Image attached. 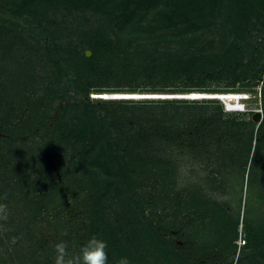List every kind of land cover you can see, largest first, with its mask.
<instances>
[{
    "label": "rangeland",
    "instance_id": "obj_1",
    "mask_svg": "<svg viewBox=\"0 0 264 264\" xmlns=\"http://www.w3.org/2000/svg\"><path fill=\"white\" fill-rule=\"evenodd\" d=\"M106 1L102 0V3H106ZM110 1L112 4H108L106 8L100 5L97 8L93 7V10H84L74 9L64 4L61 0H55L54 4L51 3L47 9H44L47 12L44 16L29 13L22 17H15L11 15V12L16 10V5L20 1L0 0V5L4 9V12L0 13L1 44L7 41L12 44V50L9 54L6 53L7 49L0 48V125L2 126L4 121L6 123L8 120L7 115L12 111V108H19L21 115L26 117L33 103L38 100L42 102L38 110L37 119L33 121L32 125V128L35 129V133H32V135L36 134V136H32L30 140L28 134L19 136L18 140L11 144L6 137L0 134V217L3 211L5 217L11 216L17 221L14 229L11 228L7 233L13 232L15 234V238L11 242L17 241L18 247L14 250L10 245L13 243H5L6 248L13 254L14 263L29 264L27 259H30L32 253L35 252L36 242L41 240L49 251L45 252L44 257L43 255L40 256L39 261L45 264L50 261L54 264L55 256H52V251H55V245L60 242V235L54 229L57 216L58 222L65 229V238L69 237L67 230H72L74 234L79 232V238L81 239L87 235L86 229H81L86 222L83 204H79L74 209L72 215H70V211L64 214H60L59 211L52 219L45 217L46 209H44L40 218H35L28 222L27 217L29 215L26 212L27 208L21 199L24 193L29 192V188H33L37 192L47 188L46 193L54 195V189L57 186L61 185L64 188L68 184V182H65V178H72L74 177L73 175L81 178L85 174L86 177L92 178L91 182L98 184V188L100 186V191L97 192L96 189L94 194H91L86 190H81L79 200H93L104 193V189L109 185L114 186L112 194L105 202L103 201V218L109 222L110 228L118 238L122 241L123 239L125 240L124 234L126 238H129V243L124 242L123 245L125 247V254L131 261V264H264V203L257 213L258 241L260 242H252L249 248H244V236L241 234V226L239 227L237 240H233V233H229L227 228L222 227L224 224L223 219H225L222 213L219 216L221 218L219 224L215 225V236L220 244L219 250L212 256L204 257L202 254H198L190 244L181 241L178 231L171 230L164 234L163 240L165 243H160L157 236H153V231L157 234L161 233L162 227L166 228L168 223L172 221V209L170 208L169 210L168 208L170 203L179 202L181 204L178 207L180 213L176 220L179 226L194 224L200 220V216L196 211L194 212L185 207L191 201L182 190H188L192 183H201L203 180L211 178L210 173L212 172V168L208 167L205 171L200 169L205 164V160H203V164H198L190 157H178V149L177 151L174 150L172 157H168L172 162L174 160L177 162V159H179L175 182L170 185L174 189L171 192L169 191L168 194L166 189L164 191L165 198L170 199V202L166 201L165 205H162V203L156 208H153L151 203L142 206L143 219L139 218L138 229L129 226L130 228L126 227L121 232L116 223V216L122 211L119 199L121 198V201L124 200V206L129 201L131 203L135 200V198L134 200L132 199L131 194L128 195L125 192V187L120 182L121 176L108 175V173L101 174L98 170L91 169L90 165L81 166L77 158L78 153H75L71 148V143H73L74 139L70 138L66 141L55 132V121L59 119L62 111L66 109L67 112L64 113L63 120L61 121L64 126L63 130L66 132V130L70 129L74 137L77 135L76 131L81 127L82 123L86 125L91 123L98 124L101 119L105 121L104 132L110 136V142L113 146L117 145L116 138L137 134V130L140 129L141 125L146 130L161 129L163 134L165 132L167 134L172 132L174 137L178 138L177 143L183 145V143L185 144V140L191 139L189 134H185L183 131L186 129L188 121H195L203 115L209 117L217 114V105L214 103L206 104L205 102L208 101H198V103L193 104L191 103L192 101L183 99L184 96L190 97V94H141L140 90L142 88L150 90H177L176 92H178L182 90V87L187 86V84H184L183 79L164 80L162 76L157 78L155 83L144 80L127 85L121 84L118 88L114 89L117 93L121 92L119 94L106 93L99 95L92 90L88 100L86 99L84 104H79L76 98L78 89L75 82H72L75 76L73 61L79 60L87 52H90L88 46L95 39H103L107 40V42L112 41L113 43L118 41V45L112 46L113 51L111 53L120 62L124 58H128L130 65L133 67L148 65L151 61H156L157 65L161 66L166 61H169L177 68V62L180 59L192 60L203 57L204 60L206 59L208 62H211L218 55L225 53L227 48L232 44H238L242 50L245 48L243 44L245 42L235 38L233 33L229 34L226 29H221V25L226 23L224 20L216 18L217 26L213 32L199 31L198 33L188 31L189 21L185 23V20L182 18L175 19V23L173 24L168 23L165 15L170 10V5L167 0H153L151 4L142 6L131 5L132 11L129 17L124 20L117 18L121 11L114 6L121 3V1L128 2L130 0ZM224 5L228 6V3L225 2ZM230 9L233 13L237 11H234L232 6ZM112 11L114 12L113 15L109 16L106 14V12ZM255 16L260 17L258 19ZM137 25L141 28L140 39H137L138 43L130 44L128 39L121 37V34L126 36L127 32H130L133 28L137 30ZM224 26L228 27L226 24ZM245 26L246 30H248V33L244 35L245 40L255 48L254 53L256 55L262 54L260 64L264 65V12L251 16L249 22L245 23ZM185 37L197 40L193 43V41H188V39L187 41L184 40L183 38ZM119 38L121 39L119 40ZM141 41H143V44H139ZM26 48L34 50V53L29 56L30 53H27ZM48 48H52V51L48 50ZM53 51L57 52L60 57V64H56ZM104 52L105 50L99 51L100 54ZM251 54L253 52L250 46L245 51V59H249ZM29 57L33 60L35 72L31 73L33 76L19 78L17 75L18 63L22 64ZM69 58L73 60L70 62ZM116 69L121 68H117L116 64ZM13 74L14 77L10 79L11 85L6 87L7 84H4V82ZM262 74L263 77L260 80V84L253 86L254 91L238 94L241 96L236 102L225 104L224 101L217 100L223 112L228 114V116L222 117L218 125L228 127L233 124L235 126L234 130H237L247 140L252 131L256 133L258 126L264 118V98L261 95V88L264 84V71ZM205 83L206 87L213 89L224 86V82L214 80H206ZM135 86L137 87V93L131 95L163 96V99L158 100L167 101H162L164 104H156L155 102L145 105L144 101L155 99L132 100L134 101L133 106L131 104L122 105L120 103L106 104L107 100H116L111 95L124 96L122 94H128V90ZM243 98L247 99L243 100ZM86 107L88 108L86 110L89 114H92V118L94 119L90 123L87 122L91 119L89 114H84ZM201 108H205V110ZM236 109L238 111H234ZM255 113L261 114V121L259 123L252 121V116ZM176 115H182L183 119L181 123L174 121ZM44 116H48L45 122ZM138 116H141L144 120H149L148 123L137 122L136 118ZM132 126L135 127L133 128L134 130L131 129ZM167 127L170 130L165 131ZM258 137L262 141L260 142V152L252 150L251 155H248V166L252 167L254 174L259 178V187L253 186V189L249 190V195L253 198L254 202L257 201V195L255 194L262 191V186H264V130L259 133ZM103 141L104 139L100 137L99 142L104 143ZM8 145L12 146L11 150L5 149ZM240 150L239 148L234 153L238 154ZM109 153L111 156L115 155V153ZM242 155L247 154L243 153ZM232 159H234L233 156ZM235 163L236 160L230 162L226 158L218 170V175L225 178V190H227L230 179L235 175ZM58 164L63 166V171L59 169ZM67 168H69L70 173L68 172L69 174L67 173V175H63L62 177L61 173L68 170ZM198 169L201 171H198ZM193 170L195 171L194 173H192ZM109 176L114 179H110ZM25 180L29 183L28 187L26 186V182H24ZM81 183L84 186L86 181ZM163 183L162 181L158 183L157 192ZM219 183L220 179L214 184L218 185ZM116 190L120 193H125V195H122L126 196L129 201L120 195L116 197ZM137 194L139 196L136 197H142L143 200L147 199L150 194L157 197V193L149 192L146 188L142 189V192L138 191ZM37 195L35 194L34 196L37 197ZM209 197H211V200L216 201L220 209L223 210L225 209L226 202L229 200V197H223L219 194L209 195ZM35 199L40 201L39 197ZM27 200H30V197L25 198V201ZM44 200L48 199L45 197ZM70 206L71 202H68V207L70 208ZM133 209H135V212L139 210L135 206ZM166 216H168L167 219H165ZM7 219L5 218L6 221ZM130 220L132 219L130 218ZM75 225L77 226L76 229H74ZM87 225H89L88 221ZM159 225L161 226L160 228ZM142 229L143 235L140 233ZM132 233H135L134 235L137 236V241H133L131 237ZM146 233L148 237L152 238L154 246L151 245L150 240L147 241L148 237H146ZM0 239H6V234L1 231V228ZM81 241H84V239ZM81 241L76 243L69 251L70 255L74 256L79 252ZM233 246L236 247L234 248ZM1 254L2 251L0 250V256H2Z\"/></svg>",
    "mask_w": 264,
    "mask_h": 264
},
{
    "label": "trees",
    "instance_id": "obj_2",
    "mask_svg": "<svg viewBox=\"0 0 264 264\" xmlns=\"http://www.w3.org/2000/svg\"><path fill=\"white\" fill-rule=\"evenodd\" d=\"M19 1V4L16 5V10L11 12V15H14L15 17H22L29 13H35L44 16L47 13L44 11V9H47L49 4L55 3V0ZM61 1L74 9L84 10H93V7L97 8L100 5L101 7L106 8L108 4H112L110 0H107L106 3H102V0ZM167 1L170 5V10L165 15L167 17L168 23L173 24L175 23V19L182 18L185 20V23L189 21V27L187 28L188 31L198 33L199 31L213 32L214 28L217 26L216 18L219 20H224L226 22L224 25L226 24L228 27L222 24L221 29H226L229 34L233 33L235 38L245 42L243 43L245 47L244 50H242L238 44H232L227 48L225 53L218 55L216 59L212 60L211 62H208V60H204L203 57H200L192 60L180 59L177 62V68L173 66L172 62L169 61H166V63L162 64L161 66H158L156 61H151V63L148 65L146 64L133 67L130 65L128 58H124L120 62L117 57L111 53L113 51L112 46L118 45V41L113 43L112 41L107 42V40L95 39L88 46L91 56L87 57L85 55L79 60L73 61L75 76L72 79V82H75L78 89L76 92V98L79 104H84L85 100H88L92 90L99 95L106 93L119 94L121 92L117 93V91L114 89L118 88L121 84L127 85L136 81L144 80L155 83L157 78H160L161 76L164 80L183 79V82H185L184 84H187V86L182 87V90L178 92H176L177 90H150L148 88H142L140 90L141 94L160 93L190 95H238L253 92V86L260 84V80L263 77L262 73L264 71V65L260 64L262 54L256 55L254 53L255 48L246 42L244 35L245 33H248L245 23L249 22L251 16L264 12V0ZM152 2L153 0H130L128 2L121 1V3L114 6L116 9L121 11L117 18L120 20L128 18L132 11L131 5L142 6L151 4ZM225 2L228 3V6L224 5ZM231 6L234 11H237L233 13L230 9ZM100 10L102 9L100 8ZM2 12H4V9L0 5V13ZM106 14L111 16L114 14V12H106ZM255 17L258 18L260 16ZM127 33L128 34H126V36L121 34V37L123 39H128L130 44L138 43L137 39H140L139 37L141 34V28L139 26L137 30L133 28ZM120 39L121 38H119V40ZM183 39L186 41L188 39V41H193V43H195L197 40L193 38L191 40L189 37H185ZM143 41H141V43L139 42V44H143ZM250 46L253 54H251V57L246 60L245 51L249 49ZM0 48L7 49L8 51H6V53L9 54L12 50V44H10L8 41L1 44L0 38ZM26 50L27 53H30L29 56L34 53V50L30 48H26ZM48 50L52 51V48H48ZM100 50H105V52L100 54ZM52 53L54 55L56 64H60V57L58 56L57 52L53 51ZM72 60V58H69L70 62ZM116 64L117 68L121 69L115 70ZM17 69V75L19 78L33 76L32 74L35 71L32 58H27L22 64L18 63ZM13 77L14 74L4 82V84H7L6 87L11 85L12 82L10 79ZM206 80L224 82V86L217 89L208 88L206 87ZM136 93V86L128 90V94ZM261 95L264 98V84L261 88ZM162 101L167 100H152L144 101L143 103L145 105L149 103L153 104L155 102L156 104H164ZM190 101H192L191 103L193 104L198 103V101H208L205 102L206 104L214 103L217 105V114L209 117L203 115L202 117L200 116V118H197L195 121H188L186 129L183 131L185 134L188 133L191 139L185 140V144L183 143V145L177 143L178 138H175L172 132H170V134L165 132L170 130L168 127L165 128V131H163L165 133L163 134L161 129L146 130L145 127L143 128L141 125L140 129L137 130V134L127 137H118L116 138L117 145L113 146V144L110 142V136L104 132L105 121L101 119L100 123L98 124L91 123L86 125L85 123H82L80 125L81 127L76 131L77 135L74 137L72 135L73 132H71L69 128H67L69 130H66V132L63 130L64 126L61 121L63 120L64 113L67 112L66 109L62 111V115L60 116L61 118L59 117V119L55 121L56 126H54V130L66 141L70 138L74 139L73 143H71V148L75 153H78L77 158L81 166L84 167V165H90L91 169L98 170L101 174L108 173V175L121 176L120 182H122V185L125 187V192H127L128 195L131 194L133 200L135 198V200L130 203L126 196L122 195H125V193H120L118 190H116V197H118L117 195H120L129 201V203H126L124 206V200L121 201V198L119 199L122 211L116 216V223L118 224L121 232L123 229H126V227L129 226L131 228L135 227L138 229L139 218L143 219L142 206L151 203L152 207L156 208L162 203V205H165L166 201L170 202V199L165 198L164 191L166 189L168 194L169 191L171 192L174 189V187H170V185L171 183L175 182L179 159H177V162L176 160L172 162L169 158L172 157L173 151H177L178 149V157H190L198 164H203V160H205V164H203V166L200 165V169L203 171H205L208 167L212 168V172L210 173L211 178H209V180H203L201 183H192L188 188L189 191L187 189L182 190L185 192V196H188L191 201V203L185 207L189 210H193L194 212L196 211L200 216V220L194 224L179 226L176 220L180 213V209L178 207H180L181 204H179V202L170 203L168 208L169 210L170 208L172 209V221L168 223L166 228L162 227L160 230L161 233L159 232L157 234L153 231V236H157V239L160 243H165L163 240L164 234L171 230L178 231L181 241L190 244L192 248L198 252V254H202L204 257H209L216 254L219 250L218 248L220 244L215 236V225L219 224V220L221 219L219 216L220 213H222L223 217H225V219H223L224 224L222 227L225 229L227 228L229 233H233V240H237L239 235V227L241 226V234L244 236V248H249L252 242H260L258 241L259 231L257 213L264 203V186H262V191H259V193L255 194L257 195V201L254 202L253 198H251L249 195V190L253 189V186L259 187V178L256 176V174H254L252 167L249 165L251 168L250 169L248 166V155H251L252 150L256 152L261 149L260 142L262 141L258 136L259 133L264 130V118L261 124L258 126L256 133L252 131L249 134V139L247 140L244 139L243 135H240L237 130H234L235 126H233V124L232 126L229 125L228 127L218 125L222 117L228 116V114L223 112L221 106L218 105L219 102L217 99ZM133 102L134 101L132 100L120 99L107 100L106 104L112 105L115 103H120L122 105L131 104L133 106ZM41 103V100L33 103L26 117L21 115L19 108H12V111H10L7 115L8 120L6 123L4 121L3 125H0V134L6 137L8 142L11 144L14 143V141H17L19 136L28 134L29 140L32 138V136H36V134L32 135V133H35V129L32 128V125L33 121L37 119L39 112L38 110L41 106ZM86 109L88 108H85L84 114L88 115L89 113ZM201 109L205 110V108ZM89 116L91 119L87 122L90 123V121H94V119L92 118V114H89ZM44 118L45 122L47 121L48 116H44L43 119ZM182 119V115H176L174 117V121L179 123L182 122ZM10 121L12 122L9 125ZM136 121L146 124L149 120H144V118L138 116ZM3 126H5V128H3L4 130L2 129ZM133 128L135 127L132 126L131 129L134 130ZM100 137L104 139V143L99 142ZM11 148L12 146L8 145L5 149L11 150ZM239 148L241 150L238 152V154H235L234 151L238 150ZM109 152L115 153V155L111 156ZM243 153L247 155H242ZM231 155L234 159H232ZM242 157L243 159H241ZM226 158L230 162L236 160L234 165L235 175L230 179L227 190H225L224 187L225 178L221 175H218V170L221 168L222 163ZM58 167L61 171H63V166L58 164ZM67 169L68 170L61 173L62 177L63 175H67L69 172V168ZM200 169H198V171H201ZM194 172L195 171L193 170L192 173ZM73 176L74 177L72 178H65L64 180L65 182H68V184H66L64 188L61 185L57 186L56 189H54V195L47 194V188H44L39 192L34 191L33 188H29V192L24 193V196L21 197L22 202L26 205V212L29 215L27 220L29 222L35 218H40L42 210L44 209H46L45 217L48 219L54 218V216L59 211L60 214L70 211L69 213L72 215L74 213V209H76L79 204H83L85 209V212L83 213L86 214V222L85 225L81 227V229H86L85 231H87V235L82 237L84 241H81L82 239L79 238V232L74 234L72 230H67L69 237L65 238V229L58 222L57 216L54 229L58 231V234L60 235V241H65L68 245V250L70 251L79 241H81L80 245H82L90 236L98 235L99 237L106 239L109 243V262L112 264H117V261L121 256H126L123 243H129V238H126L125 234L123 236L125 237V240L123 239L122 241L120 238H118L110 228L109 222L103 218V204L105 200L112 194V189L114 186L109 185L106 189H104V193L98 197H95L93 200L82 201L78 199L81 190H86L87 192L94 194L96 189L97 192L100 191V186L98 188V184L96 182H91L92 178L86 177L85 174H83V177L81 178H77L75 175ZM143 176H145V178H143ZM109 177L110 179H114L111 176ZM218 179H220V183L218 185L214 184L218 181ZM83 181H86L84 186L81 183ZM160 181L164 183L157 192V186H159L158 183ZM24 182H26V186L28 187L29 183L26 180ZM111 182H113V180H111ZM144 188L148 189L149 192L157 193V197L152 196V194L148 195V198L145 200H143L142 197H136L139 196L137 192H142V189ZM35 194H38L37 197L34 196ZM214 194H219L223 197H229L224 210L220 209L218 203L211 200V197H209V195ZM28 197H30V200L25 201V198ZM38 197L40 201L35 199ZM45 197L49 201L44 200ZM68 202H71L70 208L68 207ZM134 206L139 209L137 210L138 212L134 211ZM5 218H8L7 221ZM130 218L132 220H130ZM167 218L168 216L165 217V219ZM0 221L1 231L5 232L6 234L5 240L0 239V250L2 251V256H0V264H15L13 254L10 253L6 248L5 243H13L10 245L12 248H14V250L18 247L17 241L11 242V240L15 238V234L13 232L7 233L11 228L14 229L17 221H15V219L11 216L5 217L3 211ZM87 221L89 225H87ZM76 227L77 226L75 225L74 229H76ZM160 227L161 226L159 225V228ZM140 233L143 235V229ZM132 234L133 235L131 237L133 241H137L138 238L136 235H134L135 233ZM146 237H148L147 233ZM149 240L151 245L154 246L150 236L148 237L147 241ZM233 247L235 248L236 246ZM34 249L35 252L32 253L31 258L27 259L28 263L45 264L39 261V257L42 255L43 257L45 256V252L48 250L46 245L43 243V241L38 240ZM52 256H55V251H52ZM47 264L52 263L48 261Z\"/></svg>",
    "mask_w": 264,
    "mask_h": 264
},
{
    "label": "clouds",
    "instance_id": "obj_3",
    "mask_svg": "<svg viewBox=\"0 0 264 264\" xmlns=\"http://www.w3.org/2000/svg\"><path fill=\"white\" fill-rule=\"evenodd\" d=\"M116 96L111 95V97ZM236 96L240 98L241 95ZM217 100L223 102L220 99ZM54 264H110L109 243L98 235H92L80 246L79 252L73 256L69 253L67 243L62 240L55 245ZM117 264H131V261L127 256H121Z\"/></svg>",
    "mask_w": 264,
    "mask_h": 264
},
{
    "label": "bare ground",
    "instance_id": "obj_4",
    "mask_svg": "<svg viewBox=\"0 0 264 264\" xmlns=\"http://www.w3.org/2000/svg\"><path fill=\"white\" fill-rule=\"evenodd\" d=\"M122 95H126V96H123L124 98H122V96H118V97H113V99H116V100H120V99H126V100H147V99H155V100H158V99H163L164 97L163 96H154V95H145V97H142V95H129V94H122ZM224 96L222 97H214V96H199V95H193V97H184V99H189V100H204V99H220L222 101H224L225 103H229V102H236L238 99H240L239 97L236 96V94H222ZM198 98H196V97ZM128 97V98H127ZM148 97V98H146ZM246 99V98H245Z\"/></svg>",
    "mask_w": 264,
    "mask_h": 264
},
{
    "label": "water",
    "instance_id": "obj_5",
    "mask_svg": "<svg viewBox=\"0 0 264 264\" xmlns=\"http://www.w3.org/2000/svg\"><path fill=\"white\" fill-rule=\"evenodd\" d=\"M90 55H91V53L90 52H87V54H86V56L87 57H90ZM197 95V94H196ZM117 96H120V95H117ZM124 96H126V95H124ZM143 96H145V95H142V97ZM199 96H203V97H205V96H207V97H209V96H214V97H222V96H224V95H199ZM190 97H193V95H190ZM196 97V96H195ZM122 98H124L123 96H122ZM128 98V97H127ZM146 98H148V97H146ZM196 98H198V97H196ZM252 121L254 122V123H259L260 121H261V114L260 113H255V114H253V116H252Z\"/></svg>",
    "mask_w": 264,
    "mask_h": 264
},
{
    "label": "built area",
    "instance_id": "obj_6",
    "mask_svg": "<svg viewBox=\"0 0 264 264\" xmlns=\"http://www.w3.org/2000/svg\"><path fill=\"white\" fill-rule=\"evenodd\" d=\"M225 104H226V103H225ZM243 109H244V108H243ZM234 111H238V109H236V110H234ZM234 111H233V112H234ZM241 111H242V110H241Z\"/></svg>",
    "mask_w": 264,
    "mask_h": 264
}]
</instances>
